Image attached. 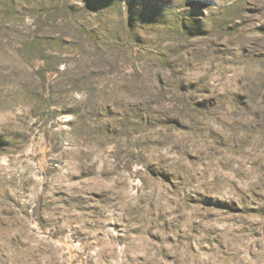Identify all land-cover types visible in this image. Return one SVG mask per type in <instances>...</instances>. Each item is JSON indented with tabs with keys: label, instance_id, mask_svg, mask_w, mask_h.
<instances>
[{
	"label": "rangeland",
	"instance_id": "1",
	"mask_svg": "<svg viewBox=\"0 0 264 264\" xmlns=\"http://www.w3.org/2000/svg\"><path fill=\"white\" fill-rule=\"evenodd\" d=\"M0 264H264V0H0Z\"/></svg>",
	"mask_w": 264,
	"mask_h": 264
},
{
	"label": "trees",
	"instance_id": "2",
	"mask_svg": "<svg viewBox=\"0 0 264 264\" xmlns=\"http://www.w3.org/2000/svg\"><path fill=\"white\" fill-rule=\"evenodd\" d=\"M41 58L43 61L46 60L44 57H41ZM47 64H48V61H47ZM47 64L43 63L42 69L40 71V74L43 77V79H48V77H50L51 75H53L59 71V69L56 66L54 68H51Z\"/></svg>",
	"mask_w": 264,
	"mask_h": 264
}]
</instances>
